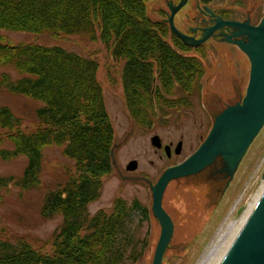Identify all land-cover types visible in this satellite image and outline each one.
<instances>
[{
  "label": "trees",
  "instance_id": "16d2710c",
  "mask_svg": "<svg viewBox=\"0 0 264 264\" xmlns=\"http://www.w3.org/2000/svg\"><path fill=\"white\" fill-rule=\"evenodd\" d=\"M0 31L81 37L91 43L99 39L112 47L114 59L124 62L128 112L142 129H150L168 110L191 108V98L201 91L206 74L202 62L187 54L192 51L189 46L174 34V46L168 43V25L148 18L145 0H0ZM197 53L204 55L202 50ZM0 67H12L23 76L14 81L4 74L1 88L43 104L36 111L39 128L32 134L22 131V120L10 108H0V128L13 145V150H0V158L28 159L21 178L0 177V205L10 187L38 186L44 153L51 146L63 148L78 172L45 198L42 216L63 218L53 255L0 238V264L140 262L148 249L147 237L138 236L141 225L151 222L148 207L119 198L110 216L89 212V206L102 197L103 178L113 171L115 139L97 79V61L57 45L0 42ZM177 87L184 93L180 99L173 98Z\"/></svg>",
  "mask_w": 264,
  "mask_h": 264
},
{
  "label": "rangeland",
  "instance_id": "374dc122",
  "mask_svg": "<svg viewBox=\"0 0 264 264\" xmlns=\"http://www.w3.org/2000/svg\"><path fill=\"white\" fill-rule=\"evenodd\" d=\"M212 1L215 3V0ZM260 1L216 2L226 9L237 8L227 17L242 20L248 17L252 2L257 6ZM182 2L145 0L147 16L156 24L163 23L171 14L170 6L178 7ZM197 11L196 0H188L177 13L174 25L183 35L192 36L188 16H193ZM261 11V17H264V6ZM166 40L174 46L170 28ZM0 42L14 46L28 43L57 45L97 61V79L103 88L115 139L113 171L103 178L102 197L89 206V212L91 216L99 212L110 216L119 198L129 204L138 200L148 207L151 222L141 225L138 234L141 239L147 237L148 249L137 264H153L161 236V225L152 210L153 188L168 166L181 164L197 149L214 125L216 117L229 107L242 103L250 80L249 61L238 49L217 44L213 39L205 43L204 55L190 51L187 54L197 57L206 70L201 91L191 98L192 107L168 110L167 114H161L154 120L150 129H142L134 123L126 106L122 82L124 62L115 60L112 47L106 46L101 40L91 43L81 37L35 36L0 31ZM4 74L11 75L14 81L23 77L12 67H0V82ZM183 96L184 93L177 87L173 98L180 99ZM1 107L10 108L14 116L22 120L23 132L32 134L38 130L36 111L43 107L41 102L11 94L0 87ZM155 136L161 138L164 146L172 145L171 158L167 157L163 149L152 146L151 141ZM180 142L183 143V151L181 155H176L175 149ZM4 149L13 150V145L7 140V131L0 128V150ZM133 161L138 162V169L129 172L127 167ZM27 165L26 157L12 161L0 158V177L19 179L24 175ZM263 173L264 128L236 169L224 165L173 181L167 188L163 207L172 218L175 231L162 264H213L212 258L215 256L217 260L232 240L249 204L261 190ZM72 176L76 178L78 172L75 163L64 156L63 148L56 145L47 148L38 186L29 190L12 186L3 192L0 238L13 244L26 243L43 255H53L56 235L63 218L45 219L42 208L47 194L60 190Z\"/></svg>",
  "mask_w": 264,
  "mask_h": 264
},
{
  "label": "water",
  "instance_id": "95a60500",
  "mask_svg": "<svg viewBox=\"0 0 264 264\" xmlns=\"http://www.w3.org/2000/svg\"><path fill=\"white\" fill-rule=\"evenodd\" d=\"M187 1L183 0L178 7L170 6L171 14L168 23L173 34L185 44L200 46L223 27L239 30L236 37L244 36L248 39V42L239 41L237 45L251 61V75L243 102L229 107L220 114L215 120L214 127L212 126L197 149L189 156L190 158L188 157L178 166H168L154 186L152 210L154 217L161 225V236L153 264L163 263L174 236V222L163 207L164 196L169 185L173 181L189 178L215 167L226 165L230 169H236L264 128V20L258 27L218 20L217 25L207 31V36L203 40L191 44L193 39L183 35L174 25L177 13ZM151 142L156 149L163 148L159 136H155ZM164 150L171 158L172 145L165 146ZM182 151L183 143L180 142L175 149V154L181 155ZM137 169L136 161L131 162L127 167L129 172H135ZM220 264H264V193Z\"/></svg>",
  "mask_w": 264,
  "mask_h": 264
},
{
  "label": "flooded vegetation",
  "instance_id": "af4514ba",
  "mask_svg": "<svg viewBox=\"0 0 264 264\" xmlns=\"http://www.w3.org/2000/svg\"><path fill=\"white\" fill-rule=\"evenodd\" d=\"M216 1L218 0H215V3L214 1H211L208 4H203L200 2V0H196L197 5H198V11L193 16L191 15L188 16V20L191 23V25L189 26L190 28L189 32L192 34V36L191 37L187 36V37L190 39H193L192 42L190 41L191 44H195L196 42L203 40L207 36V31L211 29L212 27H215L217 25L218 20L225 21V22H231V23L248 24L251 27H258L259 25H261L264 19V17H261L262 15L261 9L264 6V0H261L260 4L257 6L254 3L255 1L252 2L253 5L249 7L248 9L249 10L248 17L242 20H233L227 17V16H230V14L232 15V11L234 12L237 8L232 9L231 7L229 9H226L225 6H223L221 3H218ZM163 24H167L169 26L168 19L164 21ZM237 32L238 30H235L233 28L223 27L221 30L217 31L209 40L213 39V41L216 42L217 44H222V45L226 44V45H230L232 49H238L244 55V57L249 61L250 59L247 57V55H245L240 50V48L236 45V42L239 41V39L235 38V34ZM244 41L247 42L246 37ZM186 45L196 52L197 50H202V52L205 50L204 49L205 43L200 46H193V45H188V44ZM250 62L251 61H249V63ZM250 75H251V71H250ZM163 147L165 146L163 145Z\"/></svg>",
  "mask_w": 264,
  "mask_h": 264
},
{
  "label": "bare ground",
  "instance_id": "6f19581e",
  "mask_svg": "<svg viewBox=\"0 0 264 264\" xmlns=\"http://www.w3.org/2000/svg\"><path fill=\"white\" fill-rule=\"evenodd\" d=\"M264 193V183L261 187V190L259 191V193L257 194L256 197H254L253 201L249 204L248 210L246 212V214L244 215V217L242 218V222L239 225V227L235 230L234 236L232 238V240L227 244V246L223 249V251L221 252V255L217 258V260H215V256L214 258H212V262L213 264H220V262L222 261V259L224 258V256L227 254L228 250L231 248L234 240L236 239V237L238 236L239 232L241 231V229L243 228V226L245 225L246 221L248 220L249 216L251 215L253 209L255 208V206L257 205L258 201L260 200V198L262 197ZM212 257V256H211Z\"/></svg>",
  "mask_w": 264,
  "mask_h": 264
}]
</instances>
